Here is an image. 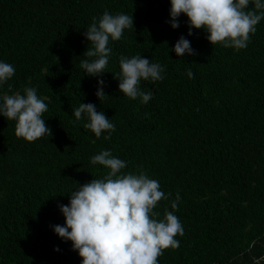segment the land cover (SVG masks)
Wrapping results in <instances>:
<instances>
[{
  "label": "trees",
  "instance_id": "obj_1",
  "mask_svg": "<svg viewBox=\"0 0 264 264\" xmlns=\"http://www.w3.org/2000/svg\"><path fill=\"white\" fill-rule=\"evenodd\" d=\"M170 7V0H0V61L16 69L0 95L36 88L47 98L42 118L52 133L27 142L0 116V264H81L52 226L64 225L59 206L71 192L106 174L90 162L101 150L126 162L124 174L145 171L171 194L155 209L161 219L179 193L174 214L184 234L158 264H264V20L236 50L211 45L203 30L188 36L183 14L172 29ZM105 11L133 15L134 29L110 40L106 73L90 77L80 67L90 46L84 32ZM181 36L195 55L171 50ZM137 54L165 69L162 81L141 80L153 93L147 104L124 96L115 79L119 57ZM81 103L112 120L110 140L85 128L86 116L75 118Z\"/></svg>",
  "mask_w": 264,
  "mask_h": 264
},
{
  "label": "clouds",
  "instance_id": "obj_2",
  "mask_svg": "<svg viewBox=\"0 0 264 264\" xmlns=\"http://www.w3.org/2000/svg\"><path fill=\"white\" fill-rule=\"evenodd\" d=\"M170 26L179 28V17L183 14L188 20V36L192 29L203 30L211 45L220 44L225 48L244 49L250 41L256 26L264 20V0H170ZM133 15L110 14L105 11L84 32L89 42L80 67L90 77H102L106 73L112 48L111 41H119L126 29H134ZM177 57L195 55L191 43L181 36L171 49ZM119 91L126 97L140 98L147 104L153 96L151 91H142L141 80L162 81L165 69L159 63L141 55L131 58L119 57ZM15 67L0 61V86L14 75ZM189 77L193 73L188 71ZM103 79L98 80L96 96L98 100L107 95ZM12 92V85H8ZM47 98L37 95L34 87H25L23 94L0 95V116L15 122V134L27 142H34L51 129L46 125L43 114L48 111ZM66 114V113H65ZM77 120L86 116L84 125L100 138L111 139L116 130L112 120L104 112L98 111L95 104L81 103L73 110ZM55 147V146H54ZM93 165L107 169L101 179H92L69 195V203L60 205L65 218L64 225L52 226L54 233L63 241H70L72 250L78 252L81 264H158V257L166 249H176L177 235L183 236V226L174 214L180 200L177 193L171 202V209L161 213L155 211L161 200L169 199L160 190L159 181L150 178L145 171L138 174H124L126 162L114 157L109 150H101L90 158ZM59 251V249H55Z\"/></svg>",
  "mask_w": 264,
  "mask_h": 264
}]
</instances>
